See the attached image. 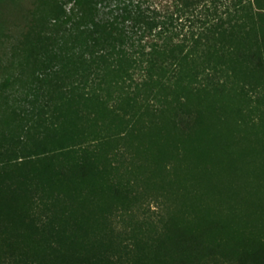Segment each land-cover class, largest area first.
<instances>
[{
	"label": "trees",
	"instance_id": "obj_1",
	"mask_svg": "<svg viewBox=\"0 0 264 264\" xmlns=\"http://www.w3.org/2000/svg\"><path fill=\"white\" fill-rule=\"evenodd\" d=\"M13 2L0 264H264V146L217 108L264 90L262 0Z\"/></svg>",
	"mask_w": 264,
	"mask_h": 264
},
{
	"label": "rangeland",
	"instance_id": "obj_2",
	"mask_svg": "<svg viewBox=\"0 0 264 264\" xmlns=\"http://www.w3.org/2000/svg\"><path fill=\"white\" fill-rule=\"evenodd\" d=\"M153 1L154 6L162 10L173 8L174 4V0ZM261 3L262 7H264V0ZM14 6L13 0H0V12L5 18L14 14ZM3 23L4 21L0 19V28ZM248 93L246 100L238 97L232 101L227 100L218 104L217 108L220 118L218 126L225 137L232 132L234 136L239 137L243 141L247 135L246 142L262 147L264 146V136L263 139H258L256 132L259 127L264 130V90H250Z\"/></svg>",
	"mask_w": 264,
	"mask_h": 264
}]
</instances>
